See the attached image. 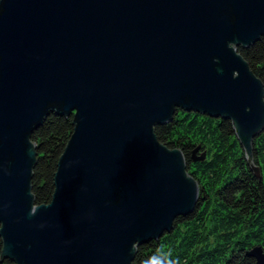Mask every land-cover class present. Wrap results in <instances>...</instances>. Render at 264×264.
I'll list each match as a JSON object with an SVG mask.
<instances>
[{
	"label": "water",
	"instance_id": "water-1",
	"mask_svg": "<svg viewBox=\"0 0 264 264\" xmlns=\"http://www.w3.org/2000/svg\"><path fill=\"white\" fill-rule=\"evenodd\" d=\"M262 37L264 0H0L1 260L132 264L191 214L200 180L155 129L176 109L229 119L260 175L264 82L242 47ZM51 114L73 130L38 202L33 131Z\"/></svg>",
	"mask_w": 264,
	"mask_h": 264
},
{
	"label": "trees",
	"instance_id": "trees-1",
	"mask_svg": "<svg viewBox=\"0 0 264 264\" xmlns=\"http://www.w3.org/2000/svg\"><path fill=\"white\" fill-rule=\"evenodd\" d=\"M264 82V37L243 48ZM209 116V115H206ZM212 118V119H210ZM72 116L49 115L33 131L38 143L33 168L35 201H50L58 158L72 130ZM159 141L185 146L187 170L199 178L202 194L191 214L179 215L172 229L137 247L132 264H256L248 252L264 253V129L252 138L260 175L234 133L229 119L176 109L169 122L155 126ZM204 161L193 162L191 155ZM234 164L235 174L229 170ZM258 234L255 246L249 236ZM263 239V240H262ZM241 241V243L239 242ZM1 248V239H0ZM1 256V252H0ZM0 264H14L8 259Z\"/></svg>",
	"mask_w": 264,
	"mask_h": 264
},
{
	"label": "flooded vegetation",
	"instance_id": "flooded-vegetation-1",
	"mask_svg": "<svg viewBox=\"0 0 264 264\" xmlns=\"http://www.w3.org/2000/svg\"><path fill=\"white\" fill-rule=\"evenodd\" d=\"M200 114L203 115L204 118L209 117V116H206V114H202V113H200ZM210 119H212V118H210ZM204 152H205V154H204V156H203V159H202L200 162L204 161L205 157H207V155L209 154L206 150H205ZM233 166H235V165H234V164H231V165L229 166V170L235 174V172H234L235 169L233 168ZM253 167H254V166H253ZM202 189L204 190V187L200 188V194H202ZM201 197H202V196H201ZM247 235L249 236L250 241H249V244H248V243H245V244H244V247H253V246H255V245H254L255 242H253V241H254V240H258V239H260V238H258V237L261 236V234H260V235H258V234H253V236H252V235H250V231L247 233ZM262 240H263V239H262ZM239 242L241 243V241H239Z\"/></svg>",
	"mask_w": 264,
	"mask_h": 264
},
{
	"label": "rangeland",
	"instance_id": "rangeland-1",
	"mask_svg": "<svg viewBox=\"0 0 264 264\" xmlns=\"http://www.w3.org/2000/svg\"><path fill=\"white\" fill-rule=\"evenodd\" d=\"M249 255V254H248ZM250 256V255H249ZM252 257V256H251ZM253 258V257H252Z\"/></svg>",
	"mask_w": 264,
	"mask_h": 264
}]
</instances>
